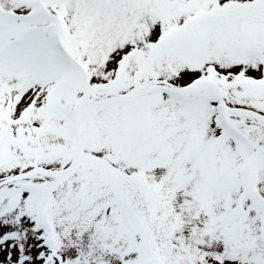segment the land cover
Wrapping results in <instances>:
<instances>
[{
  "label": "snow or ice",
  "instance_id": "6c2138e0",
  "mask_svg": "<svg viewBox=\"0 0 264 264\" xmlns=\"http://www.w3.org/2000/svg\"><path fill=\"white\" fill-rule=\"evenodd\" d=\"M0 264H264V0H0Z\"/></svg>",
  "mask_w": 264,
  "mask_h": 264
}]
</instances>
